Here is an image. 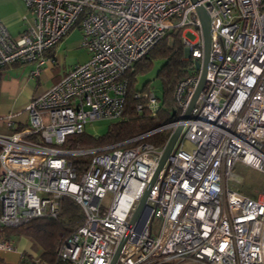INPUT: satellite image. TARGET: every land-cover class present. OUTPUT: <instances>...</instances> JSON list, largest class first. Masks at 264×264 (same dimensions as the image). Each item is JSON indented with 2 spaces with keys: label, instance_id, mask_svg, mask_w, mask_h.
I'll return each instance as SVG.
<instances>
[{
  "label": "built area",
  "instance_id": "obj_1",
  "mask_svg": "<svg viewBox=\"0 0 264 264\" xmlns=\"http://www.w3.org/2000/svg\"><path fill=\"white\" fill-rule=\"evenodd\" d=\"M31 19L11 36L0 19V68L35 62L78 27L86 61L73 65L20 111L27 123L0 133V251H15L5 229L37 217H57L60 199L83 214L57 237L66 264H264V193L250 197L236 185L237 162L264 172V0H23ZM195 5L210 17L205 81L186 120L179 118L126 140L66 147L96 119H123L125 72L171 30L182 29L185 56L200 60L202 37ZM196 27L189 41L188 26ZM198 75L180 79L174 100L186 110ZM136 110L155 115L148 87L133 93ZM181 126L147 195L150 213L129 227L135 206L163 152L147 140ZM107 193L112 194L107 206ZM160 221L152 236L150 222ZM19 253L18 264H34Z\"/></svg>",
  "mask_w": 264,
  "mask_h": 264
},
{
  "label": "trees",
  "instance_id": "obj_2",
  "mask_svg": "<svg viewBox=\"0 0 264 264\" xmlns=\"http://www.w3.org/2000/svg\"><path fill=\"white\" fill-rule=\"evenodd\" d=\"M181 32L182 29L168 31L146 55L125 72L128 82V94L123 119L112 123L102 136H93L86 132L79 135H71L67 138L66 147H92L126 140L156 126L178 120L181 109L174 100L176 84L189 73L195 75L199 73L195 67V59L191 56H185V45L182 41ZM154 57H161L164 61L157 71L163 95L156 114L153 116L146 110H136L138 100L134 98L133 93L138 90L134 86L135 75L140 70L147 69L150 66L151 59ZM146 89L147 86L141 90ZM167 138L168 132H159L148 137L147 140L162 146L167 141ZM59 204L57 217H37L21 226L5 229L7 236L25 237L33 246L37 247L40 253L38 257L43 264H66L56 256L57 237L61 233L72 232L81 224L83 219L82 210L72 198L62 197ZM0 264L6 263H3L0 258Z\"/></svg>",
  "mask_w": 264,
  "mask_h": 264
},
{
  "label": "rangeland",
  "instance_id": "obj_3",
  "mask_svg": "<svg viewBox=\"0 0 264 264\" xmlns=\"http://www.w3.org/2000/svg\"><path fill=\"white\" fill-rule=\"evenodd\" d=\"M195 29L196 27L193 25L188 26L189 31L186 32L185 36L189 41H193L194 39H196V36H194L191 33V31H195ZM82 38H83V35L81 31L78 29V27H74L57 44L55 55L57 58V61H56V66L58 67L57 71L59 73H62L65 70L68 71L73 65L84 62L87 59V57H89V54L85 50V48L80 46ZM163 61L164 59H162L161 57L152 58L150 66L145 70H142V71L140 70L139 72H137V74L135 75L136 79L134 81V86L138 90H141L145 86H147L150 90H153L159 104H160V100L162 98L163 93H162V87H161L160 80L157 77V71L160 65L163 63ZM26 63H30V62H25L24 64ZM51 65L53 66L52 62H50L49 65H45L42 68L41 70L42 75L40 77V82L38 85L39 87H43L44 85L49 86V84L51 83V75H52ZM35 67L36 66H34L32 70H30L28 67L27 68L19 67L18 69H20L21 71L15 70L17 71L16 73L17 78L18 79L27 78V77L31 78L30 75H32V71L35 69ZM22 70L24 71V73L22 72ZM114 122H117V121L112 120V119H106V118L96 119V120L91 121L90 123H87L85 131L86 133L93 135V136H102L107 132L110 125ZM165 132H168V131H165ZM262 149H264V147H262ZM233 172L236 175V179H237L236 185L238 186V188L243 194L248 195L250 197H256L264 193V172L251 168L249 166H246L241 162H237L234 165ZM111 198H112V194L107 193L105 200H104L107 206H109L111 202ZM147 213H148V210H145L143 212L141 216V224L144 223ZM150 226H151L152 236H156L158 234L159 227H160L159 219L154 218L153 220H151ZM11 238L14 241V246L16 247V249L19 250V249L24 248V244H23L24 241L22 240L23 242L22 241L20 242L19 240L20 237L11 236ZM17 240L19 242H17ZM31 246H32L31 248L34 253V256L36 258V261L34 264H43L42 261L38 257V255L40 254L39 249L33 245ZM15 252H12V253L15 254ZM15 255L10 253L9 257H7L8 260H10L12 263H16V261H18V257ZM3 262L6 263V259L3 260Z\"/></svg>",
  "mask_w": 264,
  "mask_h": 264
},
{
  "label": "crops",
  "instance_id": "obj_4",
  "mask_svg": "<svg viewBox=\"0 0 264 264\" xmlns=\"http://www.w3.org/2000/svg\"><path fill=\"white\" fill-rule=\"evenodd\" d=\"M0 19L6 26L9 34L11 36L18 35L23 29L25 28L27 24V19H31V14L27 12V9L25 7V4L23 0H0ZM79 29V28H78ZM72 30V29H71ZM80 30V29H79ZM62 40V39H61ZM60 42V41H59ZM58 42V43H59ZM57 43V44H58ZM53 46L52 48L48 49L44 53L45 60L40 65V72L35 77L33 75H30L31 78H17V71L19 67L29 68L32 70V68L36 65L35 62L30 63H13L10 65H7L0 69L1 79H0V133L2 134H8L14 130H17L21 127H23L28 120V115L26 112H22L19 116L15 117L13 120V124L11 126H8L5 123L4 116L10 112H16L20 111L24 108L25 104L34 96H37L41 93H43L46 89H48L58 78L62 77L67 70H65L62 73H59L58 67L56 66V46ZM88 59V57H87ZM86 59V60H87ZM85 60V61H86ZM52 62L53 66L52 69V75H51V83L49 86H43L39 87L40 77L42 75V68L45 65H49V63ZM21 71V70H20ZM24 73V71L22 70ZM20 242L22 241L24 244V248L22 249H16L15 251H0V258H2V261L6 259V264H18V261L16 263H12L10 260H8L7 257H9L10 253L19 257V253L23 252L24 254L28 255H34L32 251V244L31 242L25 238L20 237ZM17 242H19L17 240ZM29 249V250H28ZM12 252H15L12 253ZM4 263V262H3Z\"/></svg>",
  "mask_w": 264,
  "mask_h": 264
},
{
  "label": "water",
  "instance_id": "obj_5",
  "mask_svg": "<svg viewBox=\"0 0 264 264\" xmlns=\"http://www.w3.org/2000/svg\"><path fill=\"white\" fill-rule=\"evenodd\" d=\"M192 4H196V0H190ZM195 12L199 18L200 21V29H201V37H202V54L200 60H195V67L198 69V79L197 83L195 85L194 91L190 97V100L188 102V106L182 116L180 117L181 120H186L190 114V111L195 103V100L200 92V90L203 87L204 81H205V76H206V69H207V63H208V58H209V52H210V17L205 10V8L201 5H195ZM181 131V126H177L169 135L167 142L164 146L163 152L160 156V159L158 161V164L147 184L145 187L144 191L142 192L135 209L132 213L130 222H129V227L132 226L138 218L143 214L145 210H148L147 216L145 218V221L148 218V215L150 213V207L147 204V195L149 193L150 187L153 184L157 173L159 172L160 168L166 161L167 157L169 156L178 136ZM127 232L124 234L123 238L121 239L114 255L111 261V264H114L119 252L125 242V239L127 237Z\"/></svg>",
  "mask_w": 264,
  "mask_h": 264
}]
</instances>
